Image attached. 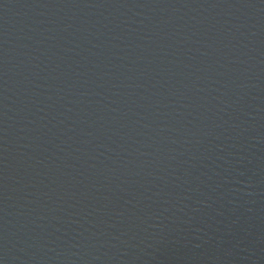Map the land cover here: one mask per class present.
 <instances>
[{"label":"water","instance_id":"obj_1","mask_svg":"<svg viewBox=\"0 0 264 264\" xmlns=\"http://www.w3.org/2000/svg\"><path fill=\"white\" fill-rule=\"evenodd\" d=\"M0 264H264V0H0Z\"/></svg>","mask_w":264,"mask_h":264}]
</instances>
